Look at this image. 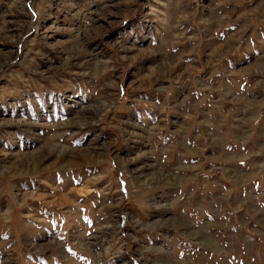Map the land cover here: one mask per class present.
<instances>
[{"label": "rangeland", "instance_id": "374dc122", "mask_svg": "<svg viewBox=\"0 0 264 264\" xmlns=\"http://www.w3.org/2000/svg\"><path fill=\"white\" fill-rule=\"evenodd\" d=\"M0 264H264V0H0Z\"/></svg>", "mask_w": 264, "mask_h": 264}, {"label": "bare ground", "instance_id": "6f19581e", "mask_svg": "<svg viewBox=\"0 0 264 264\" xmlns=\"http://www.w3.org/2000/svg\"><path fill=\"white\" fill-rule=\"evenodd\" d=\"M45 148H46V150L49 152V151H52L53 149H55L56 147L54 146V145H46L45 146ZM35 155V154H34ZM34 155L32 154L31 156H30V158L31 159H34V158H36V157H34ZM28 157V156H27ZM19 161H21V160H19Z\"/></svg>", "mask_w": 264, "mask_h": 264}]
</instances>
